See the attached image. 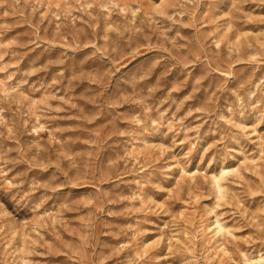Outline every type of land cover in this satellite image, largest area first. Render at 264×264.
Listing matches in <instances>:
<instances>
[{
	"label": "rangeland",
	"instance_id": "obj_1",
	"mask_svg": "<svg viewBox=\"0 0 264 264\" xmlns=\"http://www.w3.org/2000/svg\"><path fill=\"white\" fill-rule=\"evenodd\" d=\"M0 264H264V0H0Z\"/></svg>",
	"mask_w": 264,
	"mask_h": 264
}]
</instances>
